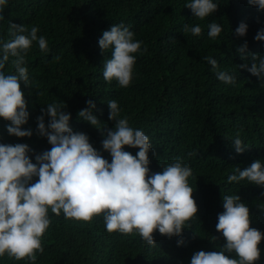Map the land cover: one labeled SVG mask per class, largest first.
Listing matches in <instances>:
<instances>
[{"label":"trees","instance_id":"1","mask_svg":"<svg viewBox=\"0 0 264 264\" xmlns=\"http://www.w3.org/2000/svg\"><path fill=\"white\" fill-rule=\"evenodd\" d=\"M190 0H8L0 15V39L9 40V24L39 28L38 36L48 42L47 53L33 42L25 60L30 87L21 84L29 119L22 129L31 137L9 135L10 121L0 118V143H24L32 150L29 157L50 150L45 137L37 134L36 118L41 108L56 103L71 114L69 126L85 133L92 146L111 162L102 149L101 131L78 118L79 110L92 100L98 128L112 129L108 101L116 100L121 118L149 137L150 174L180 158L192 169L188 184L198 206L196 217L186 224L180 236L171 238L154 232L155 245H147L138 233H108L102 215L91 222L65 219L49 210V228L42 237L43 253H36L35 264H190L197 251H219L225 243L216 231L218 214L224 211L223 196L238 195L250 211V226L264 233V186L247 180L228 182V176L249 167L255 160L264 164V81L239 65L251 66L249 53L264 56V41L254 40L264 28V11L247 0H213L218 9L204 19L196 18L185 5ZM222 26L216 39L208 36V25ZM247 24L244 37L235 29ZM129 27L134 39L142 41L134 55L136 63L128 87L103 78V62L111 49L102 50L98 40L111 25ZM199 25V36L184 25ZM245 41L248 49L242 59L237 48ZM147 51H144V49ZM211 56L219 70L236 76L234 84L217 79L203 57ZM11 61V58H10ZM12 69L11 63L4 71ZM14 70V69H13ZM50 118L45 116L47 125ZM239 133L243 145L237 153L232 141ZM136 155L138 148L125 146ZM189 153H196L189 155ZM38 177L33 178L35 182ZM215 237V238H214ZM184 244L178 246L177 241ZM264 264V240L260 245ZM235 258V253H225ZM0 264H32L7 255Z\"/></svg>","mask_w":264,"mask_h":264},{"label":"clouds","instance_id":"2","mask_svg":"<svg viewBox=\"0 0 264 264\" xmlns=\"http://www.w3.org/2000/svg\"><path fill=\"white\" fill-rule=\"evenodd\" d=\"M8 0H0V12ZM250 6L264 11V0H247ZM198 19H204L218 9L213 0H190L185 5ZM0 15V20H3ZM247 24L241 22L235 29L236 35L244 37ZM208 36L216 39L222 26L215 21L208 25ZM184 33L194 36L201 34L199 25H184ZM39 28L9 24L10 39H0V118L10 121L9 135L31 137V129L24 130L29 119L27 101L21 84L30 87L25 57L33 42L38 43L41 52L47 53L48 42L38 36ZM264 41V28L254 37ZM142 41L134 39L129 27L113 24L105 30L98 44L102 52L111 49V58L103 62V78L116 80L120 87H128L136 63L135 53L141 50ZM248 49L245 41L237 48L242 59ZM144 51H147L145 48ZM248 63L239 65L253 76L264 81V56L249 53ZM11 58V61H10ZM217 79L225 84H234L236 76L220 71L218 62L211 56L203 57ZM12 69L5 73L6 65ZM14 69V70H13ZM88 107L78 112L90 125L101 131L102 149L111 156V162L89 142V137L70 126L71 114L61 106L51 103L41 108L36 118L37 134L45 137L50 150L35 154V163L29 157L32 150L27 144L0 143V257L7 255L15 260L28 259L35 264L36 253H43L42 237L49 228V210L56 216L63 213L65 219L91 222L94 217L103 218L108 233H138L147 245H155L154 232L169 238L180 236L193 217L198 206L193 198V188L188 184L192 169L176 158L163 165L162 171L150 174L149 152L152 151L149 137L142 130L129 126L128 117L121 118V109L116 100L108 101L109 120L114 128H98L100 120L93 114L96 105L86 101ZM45 116L49 117L47 125ZM232 144L237 153H242L243 145L237 133ZM125 146L138 148L136 155L125 151ZM196 153H189L195 155ZM228 176V182L247 180L264 186V164L255 160L249 167ZM38 179L33 182V178ZM224 211L218 214L216 231L225 240L222 250L197 251L190 264H256L260 259L259 245L264 233L250 226V211L238 195L223 196ZM215 238V237H214ZM183 245V239L177 241ZM225 253H235L229 258Z\"/></svg>","mask_w":264,"mask_h":264}]
</instances>
